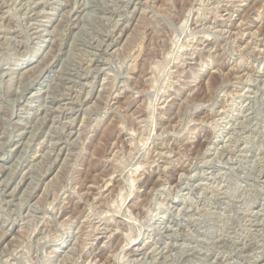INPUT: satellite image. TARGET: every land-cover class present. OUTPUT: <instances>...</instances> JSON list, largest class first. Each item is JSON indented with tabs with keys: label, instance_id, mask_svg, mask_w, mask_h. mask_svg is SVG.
Segmentation results:
<instances>
[{
	"label": "rangeland",
	"instance_id": "obj_1",
	"mask_svg": "<svg viewBox=\"0 0 264 264\" xmlns=\"http://www.w3.org/2000/svg\"><path fill=\"white\" fill-rule=\"evenodd\" d=\"M0 264H264V0H0Z\"/></svg>",
	"mask_w": 264,
	"mask_h": 264
},
{
	"label": "bare ground",
	"instance_id": "obj_2",
	"mask_svg": "<svg viewBox=\"0 0 264 264\" xmlns=\"http://www.w3.org/2000/svg\"><path fill=\"white\" fill-rule=\"evenodd\" d=\"M58 110V109H57ZM59 111V110H58ZM108 185V184H107ZM102 195V194H101Z\"/></svg>",
	"mask_w": 264,
	"mask_h": 264
}]
</instances>
